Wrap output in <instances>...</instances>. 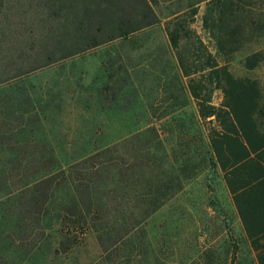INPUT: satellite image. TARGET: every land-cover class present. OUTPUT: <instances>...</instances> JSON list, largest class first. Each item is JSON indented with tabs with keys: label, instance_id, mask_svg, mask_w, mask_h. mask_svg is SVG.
<instances>
[{
	"label": "trees",
	"instance_id": "1",
	"mask_svg": "<svg viewBox=\"0 0 264 264\" xmlns=\"http://www.w3.org/2000/svg\"><path fill=\"white\" fill-rule=\"evenodd\" d=\"M64 1L77 26L78 39L96 47L94 37L101 27L94 28L75 0ZM139 1L149 16L160 15L164 23L159 24L155 17L147 27L132 28L133 20L117 16L109 24L107 38L100 42L105 45L100 57L105 79L99 78L101 72L95 79L96 85L100 84L98 103L114 110L120 106L119 112L134 107L132 118L138 128L122 143L73 163L66 174L41 175L46 171L41 164L54 157L40 140L44 110L39 107L45 102L29 92L25 79L18 80L30 73L16 72L17 63L0 69V264H55L62 252H71L69 241L75 240L74 231L80 228L92 230L102 250L91 264H186L182 258L171 260L156 252L143 227L145 216L165 204L179 179L167 167L170 155L161 135L150 126L155 114L152 110L159 103L164 105L156 108H163L161 118L173 115V121L189 129L200 120L211 118L210 124L220 121L223 132L206 138L210 157L215 137L222 138L225 133L244 149L233 104L226 102L216 108L211 103L213 90L221 89L225 80L232 78L228 62L218 63L191 25L203 3L202 29L214 42L216 54L229 56L235 51L231 46L264 31V0ZM47 20L59 24L54 10ZM6 33L0 38V55L3 60L22 61L21 46L33 39L32 32ZM60 34L63 44L72 41L69 33ZM58 51L61 49L47 50V55L55 56ZM32 53L27 57L40 58ZM193 100L198 105L197 115L174 113V108L176 111ZM58 178L66 181L56 183ZM104 198L113 208L103 210L94 205ZM62 212L66 217L60 216ZM60 218L69 220L71 232L64 230L63 222L56 241L51 231L57 226L54 220ZM255 237L251 240L252 259L236 262L234 256L222 258L210 249L198 256V264H264V228Z\"/></svg>",
	"mask_w": 264,
	"mask_h": 264
},
{
	"label": "rangeland",
	"instance_id": "2",
	"mask_svg": "<svg viewBox=\"0 0 264 264\" xmlns=\"http://www.w3.org/2000/svg\"><path fill=\"white\" fill-rule=\"evenodd\" d=\"M75 1L94 28L101 27V32L94 37L96 47L78 39L77 26L64 0H0V38L7 35L6 31L33 34L32 41L21 46L24 59L3 60L0 55V69H7L6 64L17 63L16 72L28 71L29 76L18 80L25 79L29 92L45 102L39 107L44 110L41 112L40 140L52 151L55 160L45 159L48 163L41 164L46 170L41 172L42 176L48 172H51L48 176L66 174L73 163L122 143L137 130L132 118L134 107L119 112L120 106L114 110L111 105L101 106L96 99L100 84L96 85L95 79L99 72V78L105 79L106 75L102 72L104 64L102 66L100 59L105 45L100 42L107 38L110 22L119 15L133 20L132 28L147 27L155 17L159 24L164 23L160 15L149 16L139 0ZM198 8L191 28L218 63L228 62L232 74L221 89L213 90L211 103L219 108L231 102L240 124L237 125L240 142L247 139L251 150L261 147L264 144V31L256 32L254 38L246 37L243 44L231 46L235 48L231 55H217L214 42L202 29L204 4ZM53 10L58 15V25L47 20ZM141 15L144 16L142 19ZM154 28L156 26L151 30ZM61 32L69 33L72 41L63 44ZM54 48L61 51L55 56L47 55V50L50 53ZM31 50L32 55L39 54L40 58H28ZM69 52L70 56L67 55ZM184 81L187 83L186 79ZM205 95L203 92L202 96ZM188 103L176 111L174 108V113L197 115L196 102ZM157 105L152 110L155 114L150 126L161 135L170 155L167 167L173 169L174 177L177 175L179 179L165 204L145 216L143 227L153 249L171 260L182 258L186 264H198V256L210 249L222 258L226 254L229 258L234 256L236 262L252 259L251 240H255L264 228V165L254 158L245 160V151L235 137L229 136L230 133H225L222 138L215 137V151H211L214 154L210 157L205 149L206 138L223 132L220 121L210 124L211 118L206 122L200 120L190 130L173 121V115L161 118L163 108H156L164 105ZM227 128L232 130L228 124ZM59 181L64 184L66 180H55L56 183ZM96 204L103 210L113 208L105 198ZM60 216L66 217L65 212ZM68 221L54 220L57 224L51 231L54 240H60L58 230L63 222L66 224L64 230L71 232ZM74 232L75 240L69 241L71 245L67 244L71 252H62L55 264H91L101 256L97 235L92 230L80 228Z\"/></svg>",
	"mask_w": 264,
	"mask_h": 264
},
{
	"label": "crops",
	"instance_id": "3",
	"mask_svg": "<svg viewBox=\"0 0 264 264\" xmlns=\"http://www.w3.org/2000/svg\"><path fill=\"white\" fill-rule=\"evenodd\" d=\"M263 130H264V122H263ZM242 145L244 146L243 150L245 151L246 154L245 160L254 158L256 162H259L262 165H264V144L261 147H257L251 150L249 141H247V139L246 140L244 139V141L242 140Z\"/></svg>",
	"mask_w": 264,
	"mask_h": 264
}]
</instances>
